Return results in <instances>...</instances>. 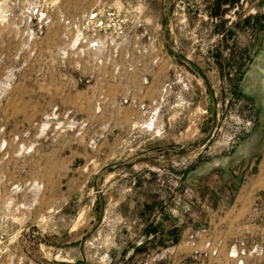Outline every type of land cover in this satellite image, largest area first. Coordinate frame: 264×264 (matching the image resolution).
<instances>
[{"label":"rangeland","instance_id":"obj_1","mask_svg":"<svg viewBox=\"0 0 264 264\" xmlns=\"http://www.w3.org/2000/svg\"><path fill=\"white\" fill-rule=\"evenodd\" d=\"M0 264H264V0H0Z\"/></svg>","mask_w":264,"mask_h":264}]
</instances>
